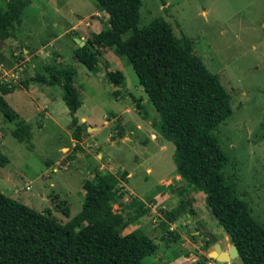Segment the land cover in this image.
<instances>
[{
	"label": "rangeland",
	"instance_id": "374dc122",
	"mask_svg": "<svg viewBox=\"0 0 264 264\" xmlns=\"http://www.w3.org/2000/svg\"><path fill=\"white\" fill-rule=\"evenodd\" d=\"M165 2L163 6L160 0H142L138 27L163 18L175 36L192 40L194 52L229 93L232 114L214 132L228 158L222 173L235 195L247 203L251 216L264 226V0ZM0 6L5 8L6 0H0ZM21 20L14 38L5 43L12 42L15 46L43 43L46 46L39 55L41 66L56 60L52 64L57 69H75L73 84L81 102L79 116H84L88 125L81 128L82 147L79 142H73L71 118L65 112L60 83L32 84L36 88L43 86L44 95L64 109L59 112L58 126L40 111L43 95L26 96L19 90L8 96L5 101L9 107L18 108L20 115L29 119L30 136L15 138L12 134L15 123L0 112V151L9 159V164L0 166V193L35 211H49L53 218L65 223L63 209H68L70 217L82 209L83 183L94 180L97 173L110 174L117 179L119 193L124 194L112 210L122 211L129 219L122 235L141 228L158 246L140 264H221L207 257L213 246L206 233L224 251L229 248L227 236L208 211L204 193L178 176L173 160L174 145L163 138L159 144L145 147L143 136H133L130 132H137L135 121L127 125L126 135L131 141L122 140L123 118L115 122L119 125L117 129L105 125L112 114L124 116V110L132 111L135 104L140 105L141 116L154 123L156 132L161 118L125 56L104 50L101 59L102 69L107 66L124 76V89L118 94H114L116 88L108 83L104 71L94 74L75 60V40L64 35L63 27L76 24V35L83 42L92 33L105 29L107 16L99 11L96 1L29 0ZM130 34L122 35V40ZM46 52L50 53L49 58ZM11 53L6 49L2 54L12 59ZM14 64V72L20 66L26 69L23 73L15 72L16 79L5 75V83L20 85L35 75L28 72L31 62L14 59ZM39 69L37 73L48 80L51 72ZM136 112L137 109L132 111ZM62 147L66 148L61 151ZM127 173L131 174L129 178ZM186 200L190 201L193 213H184L170 224L173 236L177 235L171 241L172 235L164 233L159 226L162 211ZM142 204L147 213L136 217ZM230 264L241 262L235 259Z\"/></svg>",
	"mask_w": 264,
	"mask_h": 264
},
{
	"label": "trees",
	"instance_id": "16d2710c",
	"mask_svg": "<svg viewBox=\"0 0 264 264\" xmlns=\"http://www.w3.org/2000/svg\"><path fill=\"white\" fill-rule=\"evenodd\" d=\"M95 1L99 11L107 16L105 29L92 33L82 47L76 44L75 60L94 74L104 71V77L118 88L114 91L118 94L124 85L123 74L107 66L102 69L98 63L104 50L127 58L161 118L159 134L175 147L173 160L178 176L204 193L208 211L231 236L241 264H264V226L256 222L247 203L227 184L222 169L228 158L214 135L232 114L229 93L218 76L193 53L192 40L175 36L163 18L138 27L142 0ZM160 2L166 5L165 0ZM27 3L6 0V7L0 6L1 41L14 37ZM127 32H131L130 36L122 40ZM69 35L77 37L75 31ZM45 70L51 72L48 80L39 74L31 80L60 83L62 100L71 116L73 140L80 142L75 113L81 102L73 84L76 71L54 65ZM26 85V81L20 85L0 82V112L15 123L12 134L17 139L19 135L28 138L29 128L18 120L4 96ZM7 164L9 159L0 151V166ZM116 185L117 179L110 174L97 173L94 180H86L82 209L73 217L68 209H63L65 223L53 218L49 211H35L0 193V264H140L158 246L141 228L122 235L129 219L112 210L124 195ZM189 206L191 203L186 200L162 211L159 226L172 235L171 241L177 235L173 236L170 224L184 213H193ZM143 207L142 204L136 217L147 213Z\"/></svg>",
	"mask_w": 264,
	"mask_h": 264
},
{
	"label": "crops",
	"instance_id": "0c3cea01",
	"mask_svg": "<svg viewBox=\"0 0 264 264\" xmlns=\"http://www.w3.org/2000/svg\"><path fill=\"white\" fill-rule=\"evenodd\" d=\"M29 1V0H28ZM6 7V6H5ZM23 15V14H22ZM22 18V16H21ZM22 21V20H21ZM70 25V26H69ZM68 26H64L63 29H64V35L68 34L72 31H75L76 32V24H69ZM21 27V23L16 26V29L14 31V36H15V32L17 31V28H20ZM14 37H12L11 39H13ZM74 39L77 38V37H73ZM10 38L8 39H5V40H2L1 41V44H0V82L1 81H4L5 78L4 76L7 75V74H10L11 77L13 78H18V76L16 75V73H18L17 71H20V73H23V71H25L26 69V66H23V67H18V70L14 72V67H15V64H14V59L17 60V59H21L23 62H26V61H29L31 62V65H30V68L28 69V72H32L33 74V77L30 76V79L26 81L27 85L26 87H21L20 89H17L16 91L14 92H23V94H25L26 96H34L36 97L37 95H43L44 96V99H43V107L42 109H40V111H43L45 116L52 122L54 123L55 125L58 126L57 124V119L59 118V112H63L64 109H61L59 108V103L57 101H55L54 99H51V98H48L44 95L43 91H42V87H34L32 84L33 83H44L45 86H47V84L50 86L54 85V84H57L56 83H52V84H49L47 82H37V81H32L31 79L34 78L37 74L41 75V76H44L42 75L41 73H37L39 67L42 69H46V66L48 65H53L56 63V60H52L50 62H47L48 64H45L42 66L39 64L40 63V57L39 55L40 54H43V49H45V46L43 43H40V44H37V45H22V46H15L13 45V43L9 42V43H5V41H8ZM80 39V38H79ZM81 40V39H80ZM8 49L9 51H12L13 53H11L10 56H12V59H6L5 56H3V52H5V50ZM49 55L50 53L46 52L45 53V56L47 58H49ZM24 59V60H23ZM56 59H59L60 61V58L59 56H57ZM53 63V64H52ZM25 67V69H24ZM7 69V70H6ZM114 69V68H112ZM40 70V69H39ZM122 73V72H121ZM111 85V84H110ZM113 87V86H112ZM114 88V87H113ZM124 89V88H122ZM117 88L114 90L116 91ZM34 92L35 94H32L31 92ZM113 91V92H114ZM11 93V94H8L6 96H4V99L6 100L8 96H11L14 94ZM41 92V93H40ZM115 94V93H114ZM62 99V98H61ZM134 100V99H133ZM63 101V100H62ZM64 102V101H63ZM134 103H135V100H134ZM133 103V104H134ZM8 104V103H7ZM65 104V103H64ZM66 106V105H65ZM81 106V105H80ZM135 109L132 108V111H136L137 109V112L136 113H132V111L127 108L125 109V115L122 116V115H114L112 114L111 115V118H107L105 120V125L111 127L112 129H117L119 127V125H116L115 122L119 123V121L121 120L120 118H123V121L121 122L123 125L121 127L122 131L125 132V134L123 135L122 137V140L123 141H131V138L129 136H127V125L129 123H132L135 121L136 123V130L137 132H134V131H130V132H133V136L136 135V136H143V139L144 142V146L146 147L147 145L150 146L151 144L152 145H157L159 144V142L161 141V139H163L161 137V135L159 134V132H156L155 128H154V123H152L150 120H148L146 117H142L141 116V111H140V105L139 104H135ZM12 110L17 114V118L18 120L22 121L23 125L24 126H28V121L29 119L25 118V117H22L19 113L20 110H18V108H13L11 107ZM67 108V107H66ZM79 109L80 107L78 108V110L76 111L75 113V117L77 118V125H78V128L80 129L81 131V128H83L84 126L88 125V122H87V119L84 117V116H79ZM67 114H69V111H68V108L66 109ZM70 115V114H69ZM71 118V116H70ZM37 119V118H36ZM132 121V122H131ZM125 124V125H124ZM117 126V127H116ZM86 128V127H85ZM72 131V130H71ZM130 135V134H129ZM72 136V135H71ZM73 139V137H72ZM81 140H83V132L81 131ZM74 142V140H73ZM77 143V141H76ZM82 143L83 142H79V145L82 146ZM83 147V146H82ZM164 147V146H162ZM66 147H62L61 148V151L64 150ZM150 171V169H147V172ZM131 174L130 173H127V177L129 178ZM127 199H125L126 201ZM167 200V198H166ZM176 205V204H175ZM115 206V205H114ZM117 206V205H116ZM122 206L120 207V209L122 210ZM117 209H118V206H117ZM114 212V211H113ZM115 213H122V211H116ZM127 234V233H126Z\"/></svg>",
	"mask_w": 264,
	"mask_h": 264
},
{
	"label": "water",
	"instance_id": "95a60500",
	"mask_svg": "<svg viewBox=\"0 0 264 264\" xmlns=\"http://www.w3.org/2000/svg\"><path fill=\"white\" fill-rule=\"evenodd\" d=\"M74 40H75V43L78 44L80 47L84 45V42L82 40L78 38H75ZM193 53L196 54V52H193ZM98 64L100 67L102 66L101 63H98ZM190 208L191 207L189 206L188 209ZM225 234L227 236V243L229 245L228 250L227 251L222 250L220 244L216 241L214 237L211 236V241L214 244V246H213L212 251H210L207 254V257L221 264H230L231 261L238 259V251L233 243L231 236L228 235L227 232H225Z\"/></svg>",
	"mask_w": 264,
	"mask_h": 264
},
{
	"label": "flooded vegetation",
	"instance_id": "af4514ba",
	"mask_svg": "<svg viewBox=\"0 0 264 264\" xmlns=\"http://www.w3.org/2000/svg\"><path fill=\"white\" fill-rule=\"evenodd\" d=\"M206 235L208 236V238L210 239V242L212 243L211 238L209 237L208 233H206ZM212 246H214L213 243H212ZM212 249H213V247H212Z\"/></svg>",
	"mask_w": 264,
	"mask_h": 264
},
{
	"label": "built area",
	"instance_id": "2783aa9c",
	"mask_svg": "<svg viewBox=\"0 0 264 264\" xmlns=\"http://www.w3.org/2000/svg\"><path fill=\"white\" fill-rule=\"evenodd\" d=\"M26 190H29V187H26Z\"/></svg>",
	"mask_w": 264,
	"mask_h": 264
}]
</instances>
